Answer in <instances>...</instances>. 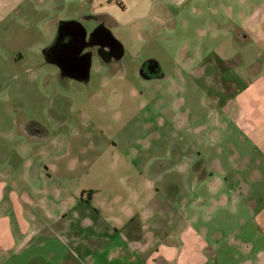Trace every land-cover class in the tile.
<instances>
[{"label": "rangeland", "instance_id": "374dc122", "mask_svg": "<svg viewBox=\"0 0 264 264\" xmlns=\"http://www.w3.org/2000/svg\"><path fill=\"white\" fill-rule=\"evenodd\" d=\"M40 1L0 32V175L10 187L20 190L22 158L34 151H71L93 165L104 153V170L129 156L136 182L147 164L157 168L159 187L178 183L186 214L197 208L210 235L209 215L224 217L218 206L213 213L210 189L218 188V200L264 186V155L252 136L264 109L250 88L264 67V0H157L143 28L105 21L125 53L115 59L98 47L88 80L62 76L43 51L61 21H79L90 33L98 24L74 3ZM240 93L242 103L229 105ZM175 195L162 189L157 200Z\"/></svg>", "mask_w": 264, "mask_h": 264}, {"label": "crops", "instance_id": "0c3cea01", "mask_svg": "<svg viewBox=\"0 0 264 264\" xmlns=\"http://www.w3.org/2000/svg\"><path fill=\"white\" fill-rule=\"evenodd\" d=\"M40 2L0 0L2 36L9 18H20V10ZM53 2L64 9L74 3L95 26H106L107 21L119 30L145 27L143 17L159 5L157 0ZM118 9L129 17L116 16ZM252 14L259 21L261 15ZM262 36L257 34L258 39ZM98 46H92L91 62ZM217 56L227 61V56ZM14 59L20 62V52ZM254 78L257 82L251 81L250 88L256 85L255 104L264 109V67ZM242 95L228 104L242 103ZM257 127L253 141L264 155V120ZM31 156L22 158L20 190L0 175V264H264V186L241 187L218 200V188L210 189L215 193L211 209L214 213L220 207L224 217L209 215L213 228L208 235L198 225L197 208L186 214L178 183L163 188L154 183L153 165H143L139 176L144 182L138 183L129 156L119 158L111 170L102 168L104 153L96 157L95 165L71 151L40 150ZM162 189L175 192L176 200L158 201Z\"/></svg>", "mask_w": 264, "mask_h": 264}, {"label": "water", "instance_id": "95a60500", "mask_svg": "<svg viewBox=\"0 0 264 264\" xmlns=\"http://www.w3.org/2000/svg\"><path fill=\"white\" fill-rule=\"evenodd\" d=\"M70 36L73 38L74 45L70 43V48L62 49V44ZM93 45L108 47L111 51L110 55L115 59H120L124 54L122 43L104 24L95 28L88 38L85 26L75 20L60 22L54 42L44 49L43 54L48 63L55 64L60 68L62 76L88 80L92 64L91 53L84 52V50Z\"/></svg>", "mask_w": 264, "mask_h": 264}, {"label": "flooded vegetation", "instance_id": "af4514ba", "mask_svg": "<svg viewBox=\"0 0 264 264\" xmlns=\"http://www.w3.org/2000/svg\"><path fill=\"white\" fill-rule=\"evenodd\" d=\"M93 32V31H92ZM91 32V33H92ZM89 31H88V38H89V36H90V34H91ZM72 37L70 36L69 37V39H66V41L62 44V46H61V48L62 49H64V50H66L67 48H70L71 47V44H73L72 43ZM74 41V40H73ZM71 43V44H70ZM74 45V44H73ZM98 47H101V46H98ZM92 46H90V47H88V48H86L85 50H84V52H92ZM102 48V51H103V54L102 55H107V56H110V57H112L111 55H110V49L108 48V47H101ZM102 51H101V53H102ZM93 53V52H92ZM154 62L153 61H149L148 63L146 62V67L148 68H151V66H152V64H153Z\"/></svg>", "mask_w": 264, "mask_h": 264}]
</instances>
